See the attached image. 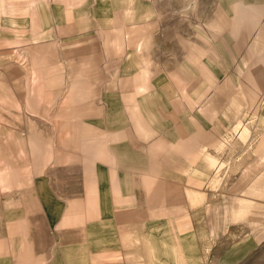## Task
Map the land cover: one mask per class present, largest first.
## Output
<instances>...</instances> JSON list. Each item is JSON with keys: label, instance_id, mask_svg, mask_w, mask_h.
Instances as JSON below:
<instances>
[{"label": "crops", "instance_id": "crops-1", "mask_svg": "<svg viewBox=\"0 0 264 264\" xmlns=\"http://www.w3.org/2000/svg\"><path fill=\"white\" fill-rule=\"evenodd\" d=\"M186 1L0 0V264H192L264 198V0Z\"/></svg>", "mask_w": 264, "mask_h": 264}, {"label": "rangeland", "instance_id": "rangeland-1", "mask_svg": "<svg viewBox=\"0 0 264 264\" xmlns=\"http://www.w3.org/2000/svg\"><path fill=\"white\" fill-rule=\"evenodd\" d=\"M182 2V6L187 4L186 0H182ZM171 3L174 4L175 2L171 0ZM262 164L263 160L257 159L254 161L246 167L239 180L243 179L245 175H250V179L252 180L253 175L262 170H255L252 166L258 168ZM235 184L224 183L216 190L217 194H223V201H216V205L218 208H225L226 210V217L215 219V222L221 219L222 221H226V228L223 227V231L221 223L218 222V227L216 228L219 231H215L212 234L207 233L205 214H203L202 218H199L203 222L198 226L197 232L201 247L199 248L200 250L198 249V256L196 254V257L192 259V264H264V222L255 223L247 218L237 219L234 217V211L241 207V199L251 202L257 209H261L262 211L264 210V198H255L246 193V190L250 186L249 181L241 185L240 189H243L242 194L238 196L231 194L229 189ZM227 212L230 215H227ZM228 224L230 225L229 227H227ZM206 244H215L214 249L207 255L208 261L205 257V251L207 252L205 248Z\"/></svg>", "mask_w": 264, "mask_h": 264}]
</instances>
